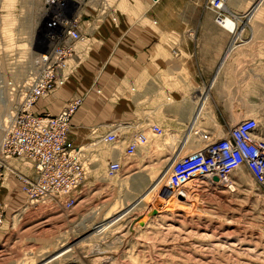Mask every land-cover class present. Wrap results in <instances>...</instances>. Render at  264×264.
I'll return each mask as SVG.
<instances>
[{"label": "rangeland", "instance_id": "374dc122", "mask_svg": "<svg viewBox=\"0 0 264 264\" xmlns=\"http://www.w3.org/2000/svg\"><path fill=\"white\" fill-rule=\"evenodd\" d=\"M231 1L235 3V10H231L235 16L227 10L224 14L235 17L233 37L237 41H256L259 55L255 73L249 71L246 58L242 62L244 66L235 69L234 76L217 78L211 87L214 93H209L206 106L211 111L221 106L229 107L231 121L227 127L202 123L197 127L206 135L218 138L244 118H253L264 132V0ZM1 3L0 39L5 43L0 46L20 59L42 27L40 1L1 0ZM206 3L204 0L202 7L209 11ZM109 5L118 9L116 5ZM255 5L253 14L245 17ZM11 17L14 24L9 26L5 20L10 22ZM212 21L214 23L213 16ZM86 41L90 55L96 43L89 38ZM2 49L0 69L4 76L14 83L23 81L22 64L17 68L21 72H16V78L5 70L7 54ZM2 92L0 135L4 120L17 105L13 96ZM118 97L119 93L113 91L102 100L112 103ZM69 100L57 101L49 107L44 105L42 111L54 114ZM207 113L204 110V115L198 110L199 116L206 117ZM213 114L215 118L214 110ZM120 124L108 126L103 134L87 127L81 142L73 143L83 148L87 166L85 178L68 210L53 202L29 205L16 174L30 177L31 170L18 160L0 165V203L5 218L0 228V264H264V185L254 184L248 173L240 168L228 177L233 183L231 191L224 183L215 184L194 177L182 188L185 198H170L162 186L163 179L181 147L177 151L176 145L170 147L168 135L177 132L182 137L184 130L161 127L162 136L149 137L146 145L125 157L123 150L129 136L147 129L133 123L130 124L132 129L125 130L118 128ZM108 129L115 130L114 147L99 143ZM96 134L98 136L93 139ZM93 143L96 145L92 146ZM191 146L195 148L196 143ZM190 151L185 146L180 154ZM109 160H117L120 165L119 172L112 177L105 175ZM151 188L153 191L147 193L148 197L141 198Z\"/></svg>", "mask_w": 264, "mask_h": 264}, {"label": "crops", "instance_id": "0c3cea01", "mask_svg": "<svg viewBox=\"0 0 264 264\" xmlns=\"http://www.w3.org/2000/svg\"><path fill=\"white\" fill-rule=\"evenodd\" d=\"M203 2L108 0L119 9H113L115 24L107 18L99 25L86 24L84 32L95 41V47L89 55L87 41L76 46L81 63L74 77L47 100L38 102L35 110L82 96L71 120L74 144L85 137L87 127L103 134L108 126L119 123L118 128L125 130L132 129L133 123L136 127L152 124L175 131L186 127L187 131L195 122L227 127L231 121L229 107L214 108V118L213 110L206 106L209 93H214L211 87L217 78L234 76L246 58L249 71L255 73L259 52L256 41H237L232 33L214 24ZM95 4L85 10L90 13ZM252 8L245 17L253 14ZM226 9L235 16L231 0H226ZM5 21L9 26L14 24L12 17ZM93 27H97L95 31H91ZM113 91L119 93L117 100H102ZM200 109L202 114L204 110L211 112L212 117L208 113L200 117Z\"/></svg>", "mask_w": 264, "mask_h": 264}, {"label": "built area", "instance_id": "2783aa9c", "mask_svg": "<svg viewBox=\"0 0 264 264\" xmlns=\"http://www.w3.org/2000/svg\"><path fill=\"white\" fill-rule=\"evenodd\" d=\"M39 1L42 27L26 50L28 56L21 58L25 65L23 81L14 83L0 70V92L3 90L2 94L13 96L17 102L3 130L0 157L30 163L31 176L19 178L21 191L27 200L43 204L53 202L55 206L68 210L85 178L87 166L81 148L73 144L70 136L71 120L82 99L67 101L54 114L34 109L40 100L63 87L81 63L80 52L75 51V45L88 40L89 36L84 32L86 24L99 25L106 18L115 24L116 18L108 0ZM93 3H96L94 9L87 13L85 7ZM224 4L225 0H207L206 6L213 14L214 23L232 33L233 29L229 31L224 24L225 19H233L224 14ZM96 28H91V31ZM3 43L5 41L0 39V44ZM6 54L5 70L12 75L16 72L11 67H19L18 58L14 53ZM146 129L151 136L160 137L163 134L160 127L152 124ZM210 138H199L192 151L173 159L163 186L168 197L180 195L188 180L206 175L224 180L225 188L231 191L233 183L228 177L240 168L248 173L254 184L264 185V135L253 118L241 119L230 126L223 136ZM100 140L104 145L113 147L116 143L115 130L108 129ZM146 141L142 131L130 135L123 155L132 156ZM119 170L117 160L106 163L107 176H114ZM2 220L1 209L0 228Z\"/></svg>", "mask_w": 264, "mask_h": 264}, {"label": "bare ground", "instance_id": "6f19581e", "mask_svg": "<svg viewBox=\"0 0 264 264\" xmlns=\"http://www.w3.org/2000/svg\"><path fill=\"white\" fill-rule=\"evenodd\" d=\"M0 3H1V0H0ZM257 5V4H256ZM256 5L252 8V10L251 11H253L254 10V8L256 7ZM224 8H225V10H227L226 9V0H225V4H224ZM85 10V9H84ZM88 13V12H87ZM232 20V21H231ZM231 20H229V19H225V22H224V24H225V26L227 27V29L230 31V30H232V34L235 32V17H233V19H231ZM234 36H235V34H234ZM85 42L86 41H84V42H80V43H76V45L75 46H77L78 44H85ZM77 48H75V51H77L76 50ZM8 56V55H7ZM25 56H28V52L27 53H25L24 54V56L23 57H25ZM18 62L19 63H17V64H19V66L22 64V67H21V70H22V72L24 71V69H25V65L22 63V60H21V58L19 59L18 58ZM12 69H14V71L15 72H21L19 69H17L18 68V66H16V68H14V67H11ZM1 70V69H0ZM3 73V72H2ZM12 76L13 77H17V73H13L12 74ZM18 76H19V74H18ZM70 77V76H69ZM69 77H68V79H69ZM67 82V81H66ZM62 88V87H61ZM60 89V88H59ZM58 89V90H59ZM1 91H3V90H1ZM57 91V90H56ZM55 91V92H56ZM54 93V92H53ZM98 93H99V91H98ZM12 97V96H11ZM11 100V99H10ZM12 101H14V100H12ZM202 103V102H201ZM203 108V107H202ZM34 111H35V109H34ZM202 109H200V112L202 113ZM14 112H11V114L8 116V118L7 119H5L4 120V124H3V128H2V132H1V135H0V143H1V140H2V135H3V130H4V128L7 126V124H8V121H9V119H10V117L12 116V114H13ZM191 126V125H190ZM189 126V127H190ZM198 125H197V123L195 122V124H193L192 125V127H191V130H190V132L188 131L189 130V127H188V130L182 135V137H181V134H177V132H175V133H171V132H169V131H167V132H169L170 134L168 135L169 137H168V140H169V142H168V145H170L171 147H175V145H176V151H177V149H179L180 147H181V150L185 147V146H187L188 147V150H193L194 148H193V146H191V145H193L194 144V142L197 140V139H199V138H203L204 136L207 138V139H211L210 138V136H206V133H205V131L204 130H201V129H198V128H200V127H197ZM161 128V127H160ZM162 129V128H161ZM262 130V129H261ZM142 132H144V131H142ZM162 132H163V130H162ZM262 133H263V135H264V132L262 131ZM210 134V133H209ZM93 135V134H92ZM144 135L146 136V138H147V141H146V143L145 144H143L142 146H144V145H146L147 143H148V141H149V137H157V136H151L148 132L146 133V132H144ZM200 140V139H199ZM190 141H194V142H191V144H190ZM101 142V140L99 141V143ZM102 143V142H101ZM176 143H178V144H176ZM183 143H185V144H183ZM193 143V144H192ZM197 143V142H196ZM190 144V146H188ZM93 145V144H92ZM115 146V145H114ZM113 146V147H114ZM87 147V146H86ZM141 147V146H140ZM82 150H83V148L82 147H80ZM85 148V147H84ZM88 148V147H87ZM181 150L180 151H177V156L175 157V158H177V157H179V156H181ZM84 151V150H83ZM176 151H175V153H176ZM174 158V156L172 157V158H170V160H169V163H168V165L170 164V162L172 161V159ZM174 158V159H175ZM11 160H18V161H20L21 163H22V165H24V166H26V167H28L30 170H31V166H30V163L29 162H26V161H23V160H20V159H16V158H9V159H2L1 157H0V165H4V164H7L9 161H11ZM168 171H169V169H168ZM31 172H32V170H31ZM118 173V172H117ZM116 173V174H117ZM168 174V173H167ZM167 174H166V176L164 177V182H165V180H166V178H167ZM106 175V174H105ZM107 176V175H106ZM115 176V175H114ZM112 177V176H111ZM19 178H26V175H24V174H21V173H19V172H17V174H16V180H17V182L19 183V186H20V180H19ZM203 179H208V180H211L212 182H214L215 184H220V183H224V185H225V181L223 180H219V179H217L215 176H212V175H206V176H204V177H202ZM213 178H215V180L213 179ZM215 181H217V182H215ZM164 182H163V184H162V186H164ZM189 183H191V180H188L184 185H183V187L184 186H187ZM196 187H197V185H196ZM226 187V186H225ZM229 188H231V186L229 187ZM20 190H21V187H20ZM149 191H146L143 195H142V197L141 198H146V197H148V194H150L152 191H153V189L151 188V189H148ZM196 190V189H195ZM24 193V192H23ZM148 193V194H147ZM25 196V195H24ZM179 196H181V197H186V193H184L183 191L182 192H180V195H178V194H174L173 196H171L170 198H173L174 199V197L175 198H177V197H179ZM26 198V197H25ZM169 198V199H170ZM180 200H182L183 198H179ZM26 200H27V198H26ZM74 200H75V197H74ZM27 202H28V204L29 205H32L33 204V201H30L29 199L27 200ZM35 203V202H34ZM36 204H38V203H36ZM40 204H43V203H40ZM2 205H1V203H0V211H1V209H2V207H1ZM2 212H3V220H2V225H1V228L3 227V225H4V220H5V218H4V211H3V209H2Z\"/></svg>", "mask_w": 264, "mask_h": 264}, {"label": "water", "instance_id": "95a60500", "mask_svg": "<svg viewBox=\"0 0 264 264\" xmlns=\"http://www.w3.org/2000/svg\"><path fill=\"white\" fill-rule=\"evenodd\" d=\"M215 180V178H213Z\"/></svg>", "mask_w": 264, "mask_h": 264}]
</instances>
